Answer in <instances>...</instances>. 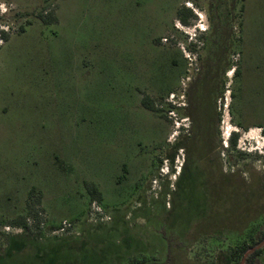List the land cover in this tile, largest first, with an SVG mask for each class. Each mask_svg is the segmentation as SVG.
I'll list each match as a JSON object with an SVG mask.
<instances>
[{"label":"rangeland","instance_id":"obj_1","mask_svg":"<svg viewBox=\"0 0 264 264\" xmlns=\"http://www.w3.org/2000/svg\"><path fill=\"white\" fill-rule=\"evenodd\" d=\"M239 16L0 0V264H264V44L235 76Z\"/></svg>","mask_w":264,"mask_h":264},{"label":"crops","instance_id":"obj_2","mask_svg":"<svg viewBox=\"0 0 264 264\" xmlns=\"http://www.w3.org/2000/svg\"><path fill=\"white\" fill-rule=\"evenodd\" d=\"M239 1V34L235 37V40L239 42L241 52L239 57L237 54L239 65H235V70L239 72L238 77L242 78L253 66L255 59L253 48L255 44L260 42L264 44V0ZM243 49H245V52Z\"/></svg>","mask_w":264,"mask_h":264},{"label":"trees","instance_id":"obj_3","mask_svg":"<svg viewBox=\"0 0 264 264\" xmlns=\"http://www.w3.org/2000/svg\"><path fill=\"white\" fill-rule=\"evenodd\" d=\"M188 12H189V13H187L186 15H184V16L181 17V21H182L184 24H186L188 16L191 15L190 11H188ZM40 17H42V19H43L44 16H40ZM239 17H240V16H239ZM56 21H57L56 17L53 16V18L51 19V22H52V23H55ZM238 21H239V19H238ZM22 30H23V29H21V31H22ZM0 36H2L3 40L6 38V36L4 35L3 32H2V34H1ZM233 74H234V75H238L239 72H238L237 70H234V71H233ZM142 106H143L146 110H148V111H151V112H154V111H155V109H154V103H153V101H152L150 98H148V97H144V98H143V100H142ZM229 142H230V145H231L232 147L235 146V144H236V137H235V136H232ZM87 186L90 188L89 190H90V192H91V199H92L93 201L100 202V201H101V194L97 191V189H96L93 185H88V184H87ZM28 208H29V205H28ZM24 221H25V219H24L23 217H19V218L15 221L14 224H16V225H18V226H23V225L25 224ZM262 240H264V234H263L262 237L260 238V241H262ZM250 248H251V247H250ZM250 248H248V247H246L245 245H243V246H241L239 249H236V252H239L240 255H243V254H245ZM260 253H261V249H257V250H255V251L251 254V256L246 260V264H251L252 261H253V259H254L255 257H257Z\"/></svg>","mask_w":264,"mask_h":264},{"label":"flooded vegetation","instance_id":"obj_4","mask_svg":"<svg viewBox=\"0 0 264 264\" xmlns=\"http://www.w3.org/2000/svg\"><path fill=\"white\" fill-rule=\"evenodd\" d=\"M203 32L205 31V29H201ZM197 35L196 34H192V36L189 37L190 39V43L189 44H194V42L196 41ZM192 84V81H190Z\"/></svg>","mask_w":264,"mask_h":264},{"label":"water","instance_id":"obj_5","mask_svg":"<svg viewBox=\"0 0 264 264\" xmlns=\"http://www.w3.org/2000/svg\"><path fill=\"white\" fill-rule=\"evenodd\" d=\"M262 242H264V240L262 241ZM261 242V243H262ZM260 243V244H261ZM261 247V246H260ZM260 247H257L256 249H251L250 251H247V253H246V255H245V257L244 258H246V256L250 253V254H252L255 250H257L258 248L260 249ZM245 262V259L242 261V263H244Z\"/></svg>","mask_w":264,"mask_h":264}]
</instances>
